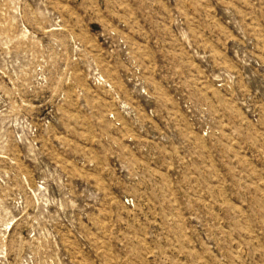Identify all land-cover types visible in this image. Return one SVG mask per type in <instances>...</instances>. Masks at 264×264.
Returning <instances> with one entry per match:
<instances>
[{
	"label": "rangeland",
	"instance_id": "rangeland-1",
	"mask_svg": "<svg viewBox=\"0 0 264 264\" xmlns=\"http://www.w3.org/2000/svg\"><path fill=\"white\" fill-rule=\"evenodd\" d=\"M0 264H264V0H0Z\"/></svg>",
	"mask_w": 264,
	"mask_h": 264
}]
</instances>
